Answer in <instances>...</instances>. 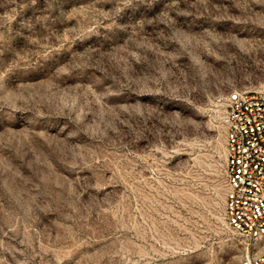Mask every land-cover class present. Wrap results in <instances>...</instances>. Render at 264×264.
Instances as JSON below:
<instances>
[{
  "label": "rangeland",
  "instance_id": "obj_1",
  "mask_svg": "<svg viewBox=\"0 0 264 264\" xmlns=\"http://www.w3.org/2000/svg\"><path fill=\"white\" fill-rule=\"evenodd\" d=\"M264 91V0H0V264H240L227 97Z\"/></svg>",
  "mask_w": 264,
  "mask_h": 264
},
{
  "label": "built area",
  "instance_id": "obj_2",
  "mask_svg": "<svg viewBox=\"0 0 264 264\" xmlns=\"http://www.w3.org/2000/svg\"><path fill=\"white\" fill-rule=\"evenodd\" d=\"M224 122L226 220L244 244L240 264H264V91L230 92Z\"/></svg>",
  "mask_w": 264,
  "mask_h": 264
}]
</instances>
